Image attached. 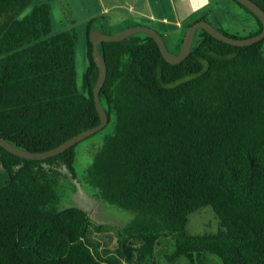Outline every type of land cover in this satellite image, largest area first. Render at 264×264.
I'll list each match as a JSON object with an SVG mask.
<instances>
[{
	"label": "trees",
	"instance_id": "16d2710c",
	"mask_svg": "<svg viewBox=\"0 0 264 264\" xmlns=\"http://www.w3.org/2000/svg\"><path fill=\"white\" fill-rule=\"evenodd\" d=\"M233 1L257 20L246 36L260 32V18ZM32 2L0 0V135L45 150L101 120L89 38L100 16L87 23L81 89L76 28L53 32L48 1L20 16ZM213 9L184 30L205 18L243 37L214 23ZM99 48L108 68L100 96L114 128L84 178L99 198L135 215L120 226L94 224L86 209L61 205L64 179L77 177L79 143L43 159L0 144V264H212L209 253L222 264H264V38L236 45L198 28L176 64L147 34ZM206 204L224 229L191 233L190 214ZM90 228L114 230V256L95 251ZM163 236L172 248L164 250Z\"/></svg>",
	"mask_w": 264,
	"mask_h": 264
},
{
	"label": "rangeland",
	"instance_id": "374dc122",
	"mask_svg": "<svg viewBox=\"0 0 264 264\" xmlns=\"http://www.w3.org/2000/svg\"><path fill=\"white\" fill-rule=\"evenodd\" d=\"M42 1H48L51 7V17L53 32L60 31L73 22L72 18L75 17V28L77 31L76 42V61H77V79L78 85L82 89L84 72L88 66L87 56V22L80 21V15L74 10V2L65 3L66 0H33L29 4L20 16L29 13L35 4ZM223 12H219L221 19L217 20L211 17L210 19L214 23H218L224 27L230 33H237L246 36L257 26L256 19L247 12L243 7L237 4L233 0H225L223 3ZM120 27L113 26L112 31L118 32L122 30L121 27H125L126 24H119ZM117 25V26H119ZM160 27L159 25L157 26ZM119 29V30H118ZM124 29V28H123ZM164 35L172 52L174 48L171 45V41L167 37L165 30H160ZM173 53V52H172ZM114 128V120L109 121L101 130L88 136L77 145V159L75 162L77 177H66L60 188L61 205H78L88 211L91 216V220L94 224L106 223L110 225L120 226L130 221L135 211L129 208L120 207L118 205L110 204L105 200L99 198L95 193V189L89 185L85 178V171L90 162L93 159L94 153L102 144L104 137L107 133L112 132ZM188 231L191 233H206V232H218L220 229H224L220 226L217 214L209 204L202 205L197 210L190 214V220L187 225ZM88 237L90 239L98 240L99 243L95 247V251L104 256H114V242L115 233L114 230L96 231L90 228L88 231ZM162 240L167 244L164 250L172 248L170 239L167 236H163ZM212 259V264H222L219 256L214 253L208 254ZM187 258H180L178 261L170 264H187ZM158 264L165 263L162 258Z\"/></svg>",
	"mask_w": 264,
	"mask_h": 264
},
{
	"label": "water",
	"instance_id": "95a60500",
	"mask_svg": "<svg viewBox=\"0 0 264 264\" xmlns=\"http://www.w3.org/2000/svg\"><path fill=\"white\" fill-rule=\"evenodd\" d=\"M238 1L241 2L243 5H245L246 7H248L260 18L263 25L260 32L243 37L232 36L219 29L215 24H213L209 20L205 18L199 19L187 27L183 36L181 49L177 53H172L169 50L167 42L163 34L160 32V30L149 24H143V23L132 24L118 32H106L103 31L99 26H95L91 28L89 33V38L93 44L92 55L99 70L98 78L93 87V92H94L96 107L101 119L100 122L95 126L89 127L67 138L60 144L45 150H30L23 148L11 142L2 135H0V144L5 148H7L9 151L17 155H20L22 157L31 158V159H43L65 151L67 148L77 144L78 142L96 133L97 131L101 130L104 127L109 122V113L100 96L101 89L107 78V69H108L106 58L99 48L100 44L103 41H119L134 34H147L156 40L165 59L170 63L176 64V63H180L190 54L198 28H203L207 30L217 39L236 45H248L261 40L262 38H264V8L261 5H259L255 0H238Z\"/></svg>",
	"mask_w": 264,
	"mask_h": 264
},
{
	"label": "crops",
	"instance_id": "0c3cea01",
	"mask_svg": "<svg viewBox=\"0 0 264 264\" xmlns=\"http://www.w3.org/2000/svg\"><path fill=\"white\" fill-rule=\"evenodd\" d=\"M65 3L74 2L76 11L83 22L91 17L100 16L98 24L103 31L113 32V26L119 24H149L158 30H165L174 50L178 42L184 36V24L198 18L205 9L211 6L210 18L220 20V13L224 11L225 0H66ZM212 3V4H211ZM220 12V13H219ZM73 22L65 28H75ZM257 21V20H256ZM119 25V26H117ZM160 26L159 28L157 26ZM125 27H121L122 29ZM257 27V26H256ZM255 27V28H256ZM254 28V29H255ZM119 30V29H118ZM176 53V51H172Z\"/></svg>",
	"mask_w": 264,
	"mask_h": 264
},
{
	"label": "snow or ice",
	"instance_id": "6c2138e0",
	"mask_svg": "<svg viewBox=\"0 0 264 264\" xmlns=\"http://www.w3.org/2000/svg\"><path fill=\"white\" fill-rule=\"evenodd\" d=\"M205 2H206V0H205Z\"/></svg>",
	"mask_w": 264,
	"mask_h": 264
}]
</instances>
